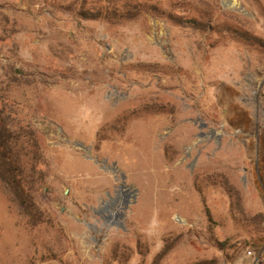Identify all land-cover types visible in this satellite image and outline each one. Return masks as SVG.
I'll return each instance as SVG.
<instances>
[{
    "label": "rangeland",
    "instance_id": "obj_1",
    "mask_svg": "<svg viewBox=\"0 0 264 264\" xmlns=\"http://www.w3.org/2000/svg\"><path fill=\"white\" fill-rule=\"evenodd\" d=\"M0 84L47 166L0 264H264V0H0Z\"/></svg>",
    "mask_w": 264,
    "mask_h": 264
},
{
    "label": "trees",
    "instance_id": "obj_2",
    "mask_svg": "<svg viewBox=\"0 0 264 264\" xmlns=\"http://www.w3.org/2000/svg\"><path fill=\"white\" fill-rule=\"evenodd\" d=\"M126 10V13L119 14L113 13L111 9L105 12L81 8L78 15L84 20L93 21L129 20L134 14L136 16L141 12L139 7L126 6ZM167 16L179 26H188L203 33L216 30L210 24L198 23L192 19L185 20L173 14ZM220 32L231 34L250 45L261 43L255 37L230 27H225ZM44 146V138L31 123L16 114L10 100L3 95L0 84V180L7 186L11 201L18 204L31 227L44 222L43 213L37 203V194L47 177Z\"/></svg>",
    "mask_w": 264,
    "mask_h": 264
}]
</instances>
